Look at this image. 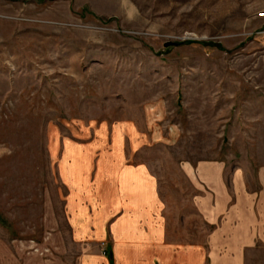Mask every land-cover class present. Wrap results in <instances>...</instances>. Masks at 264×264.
Here are the masks:
<instances>
[{
	"label": "rangeland",
	"instance_id": "374dc122",
	"mask_svg": "<svg viewBox=\"0 0 264 264\" xmlns=\"http://www.w3.org/2000/svg\"><path fill=\"white\" fill-rule=\"evenodd\" d=\"M128 122L174 206L184 164L264 187V0H0V264H78L52 144Z\"/></svg>",
	"mask_w": 264,
	"mask_h": 264
},
{
	"label": "crops",
	"instance_id": "0c3cea01",
	"mask_svg": "<svg viewBox=\"0 0 264 264\" xmlns=\"http://www.w3.org/2000/svg\"><path fill=\"white\" fill-rule=\"evenodd\" d=\"M158 136L128 122L53 142L78 264H248L264 248V187L222 161L184 164L191 192L174 206L147 156L168 145Z\"/></svg>",
	"mask_w": 264,
	"mask_h": 264
}]
</instances>
